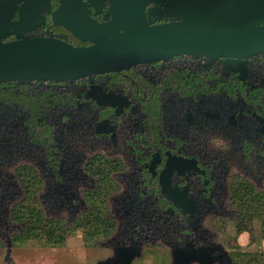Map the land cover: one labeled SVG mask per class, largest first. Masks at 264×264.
Segmentation results:
<instances>
[{
    "label": "flooded vegetation",
    "instance_id": "flooded-vegetation-1",
    "mask_svg": "<svg viewBox=\"0 0 264 264\" xmlns=\"http://www.w3.org/2000/svg\"><path fill=\"white\" fill-rule=\"evenodd\" d=\"M50 2L28 35L94 44L55 23L61 0ZM95 2L91 16L110 21L111 3ZM167 3H150L147 19H177ZM155 6L159 17L151 14ZM236 8L264 26V0ZM230 13L226 20L236 19ZM30 170L45 217L66 227L95 195L112 222L110 235L96 239L109 255L136 249L139 259L164 249L171 259L173 250L185 251L197 257L193 264H221L229 250L235 261L228 235L232 224L238 232L236 201L249 190L264 192V50L180 53L73 78L0 80V245L23 230L13 208L26 197Z\"/></svg>",
    "mask_w": 264,
    "mask_h": 264
},
{
    "label": "water",
    "instance_id": "water-1",
    "mask_svg": "<svg viewBox=\"0 0 264 264\" xmlns=\"http://www.w3.org/2000/svg\"><path fill=\"white\" fill-rule=\"evenodd\" d=\"M109 1L114 17L99 23L91 16L95 0H61L54 12L55 23L64 24L90 46H74L54 36L28 35L45 21L50 0H0V80L65 79L98 71L131 66L142 60L166 58L180 53L248 55L264 50V26L248 20L236 8L245 0H100ZM166 1L178 18L165 24L147 19L150 3ZM22 3V5H20ZM232 14L226 20V10ZM20 10V19H14ZM159 17L160 7L150 8ZM79 12V13H78ZM245 17V19H244ZM12 34L15 40H6ZM6 261L12 259L13 239L6 243ZM136 249L119 248L97 264H134ZM195 254L172 251V264H193ZM221 264H237L229 250ZM208 264V263H202ZM212 264V263H209Z\"/></svg>",
    "mask_w": 264,
    "mask_h": 264
},
{
    "label": "trees",
    "instance_id": "trees-1",
    "mask_svg": "<svg viewBox=\"0 0 264 264\" xmlns=\"http://www.w3.org/2000/svg\"><path fill=\"white\" fill-rule=\"evenodd\" d=\"M24 186L26 197L13 208L14 220L24 223L23 230L14 235L16 243L38 239L48 246L60 247L64 246L68 238L81 229L84 230L85 243H93L92 241L99 237L110 235L112 222L106 216L105 207L101 208L99 204L97 205L94 194L89 197L90 210L73 225L66 227L62 220L45 217L36 201L38 183L32 170L25 174ZM240 197L243 198L236 201L240 208L237 221L238 232L249 231L252 234L253 225L256 220H259L262 226L261 233L264 237V192L257 193L255 190H249ZM252 240L254 241L255 237ZM233 255L237 264H264V251L234 250Z\"/></svg>",
    "mask_w": 264,
    "mask_h": 264
},
{
    "label": "rangeland",
    "instance_id": "rangeland-1",
    "mask_svg": "<svg viewBox=\"0 0 264 264\" xmlns=\"http://www.w3.org/2000/svg\"><path fill=\"white\" fill-rule=\"evenodd\" d=\"M19 229V224L13 227L10 236ZM253 233L245 231L238 236L235 224L231 225L228 238L235 242V250L264 251V237L262 236L261 222L256 220ZM255 237V240L252 239ZM253 241V242H252ZM85 243L82 230L70 236L64 246L53 247L38 239H30L24 243H16L10 262L6 261V244L0 245V264H97V261L107 255L109 251L96 240ZM237 243V244H236ZM172 259L166 250L149 249L142 258L134 264H172Z\"/></svg>",
    "mask_w": 264,
    "mask_h": 264
}]
</instances>
